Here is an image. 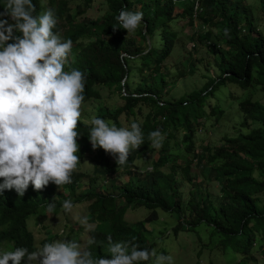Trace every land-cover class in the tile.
Here are the masks:
<instances>
[{
	"label": "trees",
	"instance_id": "16d2710c",
	"mask_svg": "<svg viewBox=\"0 0 264 264\" xmlns=\"http://www.w3.org/2000/svg\"><path fill=\"white\" fill-rule=\"evenodd\" d=\"M178 1L185 2L184 7H177L173 0H102L103 15L88 18L85 12L94 0H48L47 4L33 0L37 15L47 8L55 10L54 31L73 42L65 71L78 69L86 77L82 103L101 98L102 90L116 92L113 109L98 108L97 118L122 127L121 116L129 118L148 108L144 121L138 123L144 144L132 150L126 164L119 167L103 149L94 152L89 127L80 118L77 155L91 156L90 176L75 170L72 182L61 186L53 199L50 193L35 192L0 197V243H12L15 248L29 245L30 237L23 230L25 218L37 215L43 201L62 206L70 200L73 205L89 202L87 213L98 227L92 236L106 250L108 236L113 242L132 241L140 249H155V237L151 238L146 224L172 216L175 224L170 234L175 236L203 224L210 228L208 238L218 237L210 248L213 254L216 250L230 254L238 259L237 264H249L256 251L264 257V103L246 94L252 89L264 96V30L246 0H201L203 9L196 19L192 2ZM259 1L264 10V0ZM3 3L0 0V11ZM122 8L143 13L134 33L113 31L119 28L116 17ZM179 20L193 28L189 36L193 52L204 46L213 53L216 74H210L201 88L176 96V80H171L166 60L175 47ZM194 70L192 61L187 73ZM137 73L140 78L133 86L131 79ZM223 97L228 107L237 105L243 115L238 133L223 136L218 145L198 149L200 129L211 116L218 120L224 113ZM157 129L165 137L160 149L151 148L148 140V134ZM193 165L200 173H191ZM123 175L125 180L119 177ZM85 176H89L88 185L81 191ZM209 183L218 187L215 198L207 189ZM185 185L189 186L187 194ZM139 207L146 208V216L127 222L128 209Z\"/></svg>",
	"mask_w": 264,
	"mask_h": 264
},
{
	"label": "clouds",
	"instance_id": "9594fccd",
	"mask_svg": "<svg viewBox=\"0 0 264 264\" xmlns=\"http://www.w3.org/2000/svg\"><path fill=\"white\" fill-rule=\"evenodd\" d=\"M3 9L0 11V197L35 192L50 193L53 199L61 186L72 182L73 172L79 170V162L87 155H77L76 131L85 100L86 77L78 69L65 71L73 42L54 31L58 24L54 9L47 8L37 15L33 0H4ZM116 20L119 28L114 27L113 31L123 29L131 34L140 26L143 13L122 8ZM224 35H229L228 29ZM85 123L94 152L103 149L119 167L126 164L132 150L144 144L142 129L136 122L130 128L117 127L97 117ZM164 138L159 129L150 132V147L160 149ZM84 178L81 191L88 185V179L85 184ZM28 188L31 190L27 191ZM42 203L28 225L27 219L32 214L23 221L30 244L22 243L24 246L15 248L12 243L1 242L0 264H149V261L174 264L171 255L140 249L132 241L113 242L111 236L107 237L108 250L104 249L92 236L98 227L87 209L86 216L77 219L83 226H88L87 219L95 225L82 244L80 226L75 228L66 219L78 203L73 205L70 200H65L62 206L52 201ZM40 208L53 215L60 214L54 217V222H63L56 231H46L42 239L38 233L45 231L47 217L39 215ZM60 230L66 234L61 235Z\"/></svg>",
	"mask_w": 264,
	"mask_h": 264
},
{
	"label": "rangeland",
	"instance_id": "374dc122",
	"mask_svg": "<svg viewBox=\"0 0 264 264\" xmlns=\"http://www.w3.org/2000/svg\"><path fill=\"white\" fill-rule=\"evenodd\" d=\"M47 4L48 0H43ZM72 2H79L80 0H71ZM251 7V15L253 18H256L258 25L261 29L264 30V10L261 8L259 0H246ZM102 0H94L93 5L90 9L85 12V16L88 18H98L103 15L104 7L101 5ZM185 2H177V7H184ZM80 16L78 19L82 18ZM176 30L178 31V36L176 38L175 47L171 55L166 60V67L172 69L171 80L175 79V94L179 96L180 94L188 93L193 89L201 88L206 80L210 77V74H216V66L214 63V55L212 52L208 51L206 47H199L196 52H193L192 45L193 41L189 39V36L193 32V28L186 23V20H179L177 22ZM219 33V30L215 29V33ZM210 41V40H209ZM214 41V40H211ZM195 62V70L193 74L187 73L189 69L190 62ZM139 75L134 74L131 83L133 86L139 81ZM101 98L92 99L88 102L82 103L81 105V119L83 121H88L92 117H96L97 109L104 108L112 110L113 105L116 104V92L109 90H102ZM247 95H250L252 99H258L264 103V96L259 92H255L250 89L246 92ZM226 98H222V106L224 113L216 120L215 116H211L205 123L204 127L200 129L197 135L196 145L198 149L203 146L218 145L220 139L225 135H236L238 133L237 129L240 127V124L243 120V115L239 111L237 105L228 107V102H225ZM118 102V101H117ZM235 105V106H234ZM148 111L147 107H143L141 112L136 113L134 116L127 118L125 115L121 116L122 127L130 128V121L137 123H142L144 121V116ZM132 123V122H131ZM85 157L78 164L80 171L87 173L86 175L90 176L92 165L88 158ZM109 160L111 163L114 162V158L109 154ZM115 163V162H114ZM137 165H141V161H137ZM150 166H146L148 170ZM116 169V167H115ZM192 174L200 173V168L196 165L191 167ZM84 178V183L89 178ZM116 176V175H114ZM122 180L126 179V176H119ZM101 181H98L100 183ZM208 191L212 194V197L215 198L218 195V187L214 183H209L206 185ZM189 189L188 185H185L183 190L187 194ZM31 188H28L27 191H30ZM187 197L184 195V199ZM89 202L84 201L74 205V208L71 213H67V221L73 223L75 228L80 226V242L84 244L86 240V233L89 229L94 227V223H91L89 219L88 226H83L79 223L78 217L86 216V209ZM148 211L146 208L139 207L137 209H128L125 219L129 223L143 219ZM159 215H166V213L161 210H157ZM46 215L45 219V231L43 233H38V236L42 238L45 237L46 231H56L60 226L63 225L62 221L54 222V217H60V214L48 213L44 208L39 209V215ZM35 215H31L27 219V225L30 218ZM94 224V225H93ZM175 224V218L172 216H163L159 217L157 220L147 223L146 226L150 232L151 238L155 237L156 247L155 250L158 254L165 252L167 255H171L174 259V264H237L238 259H235L230 254H222L221 251L216 250V254L210 252V248L215 245L218 241V237L213 235L210 239L208 238L211 233V229L205 227V225H199L195 230H185L180 231L177 236L170 234V229ZM67 228L70 230L71 226L66 223ZM34 233H37V229L32 227ZM61 235L66 234L65 231L60 230ZM163 233H167V237H161ZM48 236V234H47ZM159 241V242H158ZM205 245L200 251L201 246ZM212 259V260H210ZM211 263H210V261ZM249 264H264L263 255L256 251L253 253ZM149 264H152L150 261Z\"/></svg>",
	"mask_w": 264,
	"mask_h": 264
},
{
	"label": "built area",
	"instance_id": "2783aa9c",
	"mask_svg": "<svg viewBox=\"0 0 264 264\" xmlns=\"http://www.w3.org/2000/svg\"><path fill=\"white\" fill-rule=\"evenodd\" d=\"M193 4V18L196 19L198 15L202 12V2L201 0H189ZM173 2H178V0H173Z\"/></svg>",
	"mask_w": 264,
	"mask_h": 264
},
{
	"label": "water",
	"instance_id": "95a60500",
	"mask_svg": "<svg viewBox=\"0 0 264 264\" xmlns=\"http://www.w3.org/2000/svg\"><path fill=\"white\" fill-rule=\"evenodd\" d=\"M149 43V42H148Z\"/></svg>",
	"mask_w": 264,
	"mask_h": 264
}]
</instances>
